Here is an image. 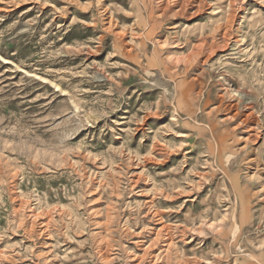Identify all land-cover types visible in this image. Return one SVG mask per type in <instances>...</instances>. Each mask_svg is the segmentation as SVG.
Instances as JSON below:
<instances>
[{
  "label": "rangeland",
  "instance_id": "rangeland-1",
  "mask_svg": "<svg viewBox=\"0 0 264 264\" xmlns=\"http://www.w3.org/2000/svg\"><path fill=\"white\" fill-rule=\"evenodd\" d=\"M0 264H264V0H0Z\"/></svg>",
  "mask_w": 264,
  "mask_h": 264
}]
</instances>
